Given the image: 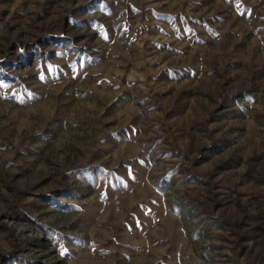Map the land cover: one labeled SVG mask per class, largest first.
Returning a JSON list of instances; mask_svg holds the SVG:
<instances>
[{"label":"rangeland","instance_id":"374dc122","mask_svg":"<svg viewBox=\"0 0 264 264\" xmlns=\"http://www.w3.org/2000/svg\"><path fill=\"white\" fill-rule=\"evenodd\" d=\"M0 264H264V0H0Z\"/></svg>","mask_w":264,"mask_h":264}]
</instances>
